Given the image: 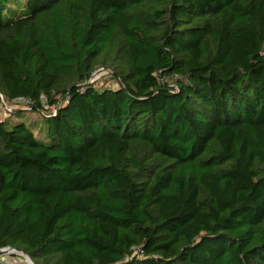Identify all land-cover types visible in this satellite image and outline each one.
Listing matches in <instances>:
<instances>
[{
	"label": "trees",
	"instance_id": "16d2710c",
	"mask_svg": "<svg viewBox=\"0 0 264 264\" xmlns=\"http://www.w3.org/2000/svg\"><path fill=\"white\" fill-rule=\"evenodd\" d=\"M0 108V249L264 264V0H0Z\"/></svg>",
	"mask_w": 264,
	"mask_h": 264
},
{
	"label": "rangeland",
	"instance_id": "374dc122",
	"mask_svg": "<svg viewBox=\"0 0 264 264\" xmlns=\"http://www.w3.org/2000/svg\"><path fill=\"white\" fill-rule=\"evenodd\" d=\"M92 81L95 82V84H97L98 86L101 85H106V86H115L116 82L114 80H112L111 76L103 70H97L93 77H92ZM23 107L24 104L20 103L19 100H17V103L14 104L13 106H11V108L13 107ZM0 115L4 116L5 112L3 109L0 108ZM36 115V114H34ZM1 261H5L6 264H29L20 254H18L17 252H13V253H6L3 256H0Z\"/></svg>",
	"mask_w": 264,
	"mask_h": 264
},
{
	"label": "water",
	"instance_id": "95a60500",
	"mask_svg": "<svg viewBox=\"0 0 264 264\" xmlns=\"http://www.w3.org/2000/svg\"><path fill=\"white\" fill-rule=\"evenodd\" d=\"M10 250L9 247H5V248H1L0 249V256H3L4 254L8 253ZM12 250V249H11ZM14 251H11V253H13ZM18 254H20L29 264H34L33 261L31 260V258L24 252H17Z\"/></svg>",
	"mask_w": 264,
	"mask_h": 264
},
{
	"label": "built area",
	"instance_id": "2783aa9c",
	"mask_svg": "<svg viewBox=\"0 0 264 264\" xmlns=\"http://www.w3.org/2000/svg\"><path fill=\"white\" fill-rule=\"evenodd\" d=\"M11 251H12V250L10 249L9 252L11 253ZM9 252H8V253H9ZM1 260H3V259H1ZM1 262H2V264H6L5 261H1Z\"/></svg>",
	"mask_w": 264,
	"mask_h": 264
}]
</instances>
